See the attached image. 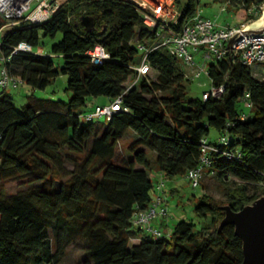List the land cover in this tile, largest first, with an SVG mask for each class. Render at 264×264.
Segmentation results:
<instances>
[{
  "label": "trees",
  "instance_id": "obj_1",
  "mask_svg": "<svg viewBox=\"0 0 264 264\" xmlns=\"http://www.w3.org/2000/svg\"><path fill=\"white\" fill-rule=\"evenodd\" d=\"M199 1L186 0L172 27L181 28ZM231 2L242 22H251L256 16L248 9L264 0ZM159 30L160 24L145 23L133 0H62L49 19L1 33V68L21 79L9 87L45 91L63 73L69 95H30L17 107L9 87L0 90V264H60L78 240L84 242L79 264L242 262L243 242L234 225L218 226L225 215L221 205L239 210L264 195V78L256 79L240 60H210L212 86L222 85V92L190 96L191 78L162 46L144 59L156 78L138 75L135 67L145 56L139 44L148 46ZM58 33L61 39L45 54L41 38ZM22 41L32 50L13 53ZM98 44L109 54L100 64L88 54ZM54 56L63 58L60 68ZM137 76L136 84L128 83ZM246 92L249 111L239 107ZM89 97L108 103L121 97L123 109L106 122L94 121L87 118L92 111L84 110ZM211 128L219 132L216 142L208 139ZM129 131L131 157L124 158L117 148ZM204 139L214 147L206 155L226 199L201 194L194 206L199 224L180 219L158 236L136 224L135 214L154 198L158 174L165 181L186 177L203 164ZM10 183L19 187L7 193Z\"/></svg>",
  "mask_w": 264,
  "mask_h": 264
},
{
  "label": "built area",
  "instance_id": "obj_2",
  "mask_svg": "<svg viewBox=\"0 0 264 264\" xmlns=\"http://www.w3.org/2000/svg\"><path fill=\"white\" fill-rule=\"evenodd\" d=\"M133 1L141 9L147 25L156 27L159 24L161 25V30H159L156 40L151 41L152 43L150 42L148 46L139 44V48L144 51L145 56L143 61L135 67L138 75L149 74L151 67L144 62V59L149 51L161 46L180 60L182 64L192 66L195 64V54L198 52L202 53L204 65L202 67L198 66L192 69L190 73H187L191 79L200 76L202 72L208 73V61L225 57H230L232 60H240L250 67L253 65L264 67V31L260 33L247 32L254 20L241 22L238 25H220L213 18L204 16L198 4L195 14L184 22L181 28L175 29L170 22L177 23L181 11H177L176 15L173 13V18L170 22H167V18H164V16L171 12L168 7L157 8L148 0ZM230 1L228 0V2ZM61 3L62 0H0V36L5 28L18 25L21 22L31 21L39 23L49 19L58 10ZM159 9L164 11L161 15L158 13ZM223 9L226 8L223 7ZM248 12L257 17L259 13L264 12V3L250 7ZM19 50L31 51L32 47L27 42L22 41L15 47L13 53ZM88 54L96 64L102 63L109 56L108 52L100 44L89 50ZM136 78L138 79V76ZM19 82H21V79L17 76H12L5 66L1 68L0 85L2 88H7L10 85L16 86ZM223 88L222 85L219 87L213 86L211 91H205L203 95L205 98L210 95L218 96ZM249 98L250 92H246L244 101H246L248 106H252ZM121 100L122 98L118 97L113 102L96 105L94 111L87 114V118L90 119L95 115L105 114L107 119H110L116 111L123 109ZM212 150H214V147L206 143V139H204L203 164L188 170L186 173V178L193 187H198L201 184L203 169L210 164V158L207 157L206 152ZM165 185L166 181L163 179L162 174H158L155 186L156 193L153 200L146 209L138 211L134 218L136 224L157 236L161 235L162 232L159 229H153L150 223L159 213L167 214V206L163 194Z\"/></svg>",
  "mask_w": 264,
  "mask_h": 264
},
{
  "label": "rangeland",
  "instance_id": "obj_3",
  "mask_svg": "<svg viewBox=\"0 0 264 264\" xmlns=\"http://www.w3.org/2000/svg\"><path fill=\"white\" fill-rule=\"evenodd\" d=\"M150 3L154 4L157 8L168 7L171 12L166 14L164 18H167V22L173 18L172 14L177 11H181L182 7L185 4L186 0H148ZM162 3V4H161ZM225 7L226 9H223ZM149 8V6H148ZM199 8L202 9V13L206 17L213 18L220 25H238L243 21L241 16V11L234 8L232 2H228V0H200ZM150 10V8H149ZM164 12L162 9H159L158 13ZM264 12L259 13L255 20H258L263 16ZM257 26V23L254 24ZM7 30V28H5ZM4 29V30H5ZM3 30V31H4ZM61 33H58L56 37L52 38L49 36H44L41 38L43 42V51L45 54L49 53L51 50V46L54 42H57L61 39ZM158 42V40H157ZM152 43V42H151ZM158 44V43H157ZM142 59V57H138V60ZM54 61L57 68H60L63 62V58L61 56H54ZM140 62V61H139ZM195 64L188 65L183 64V68L187 73H190L192 69L196 67H202L204 65V60L202 57V53L198 52L194 56ZM1 70V64H0ZM251 71L253 76L256 79L264 78V67H260L259 65L251 66ZM148 74V73H147ZM148 76L152 79H155L157 76V72L154 69H150ZM137 78H129V84H136ZM68 82V75L61 73L57 78L53 81L51 85L47 87L45 91L43 90H35L28 89L26 84H20L18 87H9L7 90L10 92L14 98L17 107H20L22 103L26 102L30 95H34L37 98H45L51 96L54 99H62L67 100L68 98V90L66 89ZM211 79L206 72H202V74L198 77L192 78L191 81L187 82V88L190 96H201L205 91L212 90ZM25 88V94L21 95L22 89ZM2 86L0 85V90ZM44 96V97H43ZM149 97V96H148ZM108 99L106 97H89L87 101V106L84 110L94 111L96 103L105 104L108 103ZM240 108H245L246 110H250V106L246 103V101L242 102ZM94 121L106 122L107 116L105 114L95 115L93 117ZM133 133L129 131V133L119 142L117 148V154L119 156H123L124 158H130L131 155L127 152V145L131 140ZM219 132L214 128H211L208 139L210 141H218ZM139 167V165H138ZM213 172L212 166H205L203 169V177L201 180V184L198 187H193L189 180L186 177L176 176L171 180L166 181V186H171V191L165 193L163 191L165 197V203L167 206V214H158L151 221V226L153 229H159L162 233H167L165 227L172 228L175 222L180 219H185L188 221L195 222L199 224V218L194 213V206L198 201L199 197L203 193H207L212 196L215 200L223 201L226 199L225 194L222 190V186L220 183V179L217 174H211ZM231 179L233 178L232 176ZM233 184V183H232ZM18 185L16 183H10L7 185V193H12L18 189ZM256 192H260V188H252ZM152 195H155L154 190L151 191ZM209 221V219H208ZM157 223V224H156ZM138 240L133 239V242H137ZM84 255V242L82 240H78L71 245H69L63 255L62 261L60 264H79L81 258Z\"/></svg>",
  "mask_w": 264,
  "mask_h": 264
},
{
  "label": "water",
  "instance_id": "obj_4",
  "mask_svg": "<svg viewBox=\"0 0 264 264\" xmlns=\"http://www.w3.org/2000/svg\"><path fill=\"white\" fill-rule=\"evenodd\" d=\"M82 21L86 26L92 21L88 16H83ZM257 23V26L254 24ZM264 31V14L260 19L254 20L248 33ZM225 215L219 223L220 231L225 225L232 224L235 234L243 242V260L240 264H264V195L259 196L239 210H234L229 204L221 205Z\"/></svg>",
  "mask_w": 264,
  "mask_h": 264
},
{
  "label": "crops",
  "instance_id": "obj_5",
  "mask_svg": "<svg viewBox=\"0 0 264 264\" xmlns=\"http://www.w3.org/2000/svg\"><path fill=\"white\" fill-rule=\"evenodd\" d=\"M28 89H29V87H28ZM8 91V90H7ZM25 94V88L24 89H22V91H21V95H24ZM96 99H97V97H95ZM96 104H99V103H96ZM170 188H171V186L170 187H166L165 188V193H168L169 191H170ZM157 224V223H156ZM166 229L165 230H167V231H170V229H169V227H165Z\"/></svg>",
  "mask_w": 264,
  "mask_h": 264
},
{
  "label": "bare ground",
  "instance_id": "obj_6",
  "mask_svg": "<svg viewBox=\"0 0 264 264\" xmlns=\"http://www.w3.org/2000/svg\"><path fill=\"white\" fill-rule=\"evenodd\" d=\"M167 1V0H166ZM162 4V3H161Z\"/></svg>",
  "mask_w": 264,
  "mask_h": 264
}]
</instances>
